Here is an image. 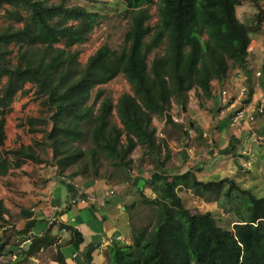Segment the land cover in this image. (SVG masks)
Instances as JSON below:
<instances>
[{"label":"trees","instance_id":"16d2710c","mask_svg":"<svg viewBox=\"0 0 264 264\" xmlns=\"http://www.w3.org/2000/svg\"><path fill=\"white\" fill-rule=\"evenodd\" d=\"M121 1L130 20L123 47L103 44L83 64L81 51L73 47L89 41L101 23L99 11L68 0H0L7 21L0 27V176L25 160H44L37 147L51 142L53 165L61 173L77 166L95 177L106 157L128 179L130 155L137 146L152 151L160 147L154 116L173 122V103L187 105L194 88L210 97L212 80L225 79L231 64L246 66L251 37L264 23L261 0ZM156 3L158 21L152 24L151 6ZM244 4L257 8L251 23L237 15ZM121 74L133 92L121 94L115 103L98 86ZM28 83L35 86L37 98L44 97V113L51 112L27 119L33 132L45 133V140L4 149L6 114ZM114 110L123 127L112 123ZM148 183L156 195L143 196L144 203L154 207L157 218L147 228L134 225L131 244L114 243L107 252L111 264H264V196L225 178L199 180L193 170L173 176L158 172ZM179 186L207 202L230 200L240 191L249 200V217L233 229L224 228L212 212L187 208ZM8 213L0 200V258L11 253V231L29 241L19 248L15 264L21 259L29 264L50 239L30 234L31 226H11ZM56 258L68 264L60 252Z\"/></svg>","mask_w":264,"mask_h":264},{"label":"crops","instance_id":"0c3cea01","mask_svg":"<svg viewBox=\"0 0 264 264\" xmlns=\"http://www.w3.org/2000/svg\"><path fill=\"white\" fill-rule=\"evenodd\" d=\"M237 15L239 17L238 8ZM252 15L254 18L255 14ZM242 85L248 87L247 97L240 103L234 100L233 105L245 106L255 113L254 129L257 135L264 138V24L251 37L246 66L231 64L225 79L212 80L210 97L205 96L201 88H194L189 92L188 103L181 113L178 112L179 104L173 103L170 111L173 122H168L165 115L154 116L153 125L160 147L152 151L146 146H137L130 155L132 162L128 179L125 171L115 168L106 157L102 158L99 174L95 177L82 173L77 166L61 173L53 165L54 147L51 142L37 147L38 150L44 149L42 155L39 153L44 160L28 159L20 167L9 168L6 174L0 176V200L9 211L7 218L10 217V225L19 230L31 226L30 234H47V239H50L30 258L29 264H59L56 258L58 252L64 255L68 264H111L107 257L109 248L117 242H133L135 213L144 202L143 196L149 198L156 195L148 181L158 172L173 176L193 170L199 180L225 178L239 186L245 181L244 178L254 177L256 180L252 179V183L256 182V186L259 185L262 190L264 142L255 140L252 131L239 130L233 126L231 112L223 109L220 99L222 89L229 88L232 95H236ZM14 102L10 112L13 111ZM41 111L40 114L28 115L19 120L16 130L21 133L19 129L24 128L28 139L19 140L18 134L10 146H7L10 141L8 126L13 121L8 117L10 112L6 114L4 149L34 146L36 142L45 140V133L33 132L27 121L28 118L39 117ZM186 124L195 132V137L187 135ZM120 127H123L122 123ZM104 158L112 169L104 165ZM241 171L248 173L243 175ZM236 176L237 182L234 180ZM225 185L227 188L229 182ZM80 187L87 188L100 198L107 189L115 188L116 192L103 205L101 200L98 201L100 204L86 205L79 200ZM183 189L198 198L197 201L201 199L190 189ZM181 190L179 186L178 194L184 203ZM201 200L211 208L222 207V203L217 200ZM54 218L56 222L51 223ZM8 234L11 235V231ZM17 238L28 246L29 241L25 236L17 235ZM10 254H15L16 259L19 256L13 249ZM17 264H23V259Z\"/></svg>","mask_w":264,"mask_h":264},{"label":"rangeland","instance_id":"374dc122","mask_svg":"<svg viewBox=\"0 0 264 264\" xmlns=\"http://www.w3.org/2000/svg\"><path fill=\"white\" fill-rule=\"evenodd\" d=\"M48 1L60 2L61 0ZM261 3L264 7V0H261ZM68 4H81L91 10L99 11L103 16L100 25L97 26L95 30L91 33L89 41L82 45H77L73 47V49H78L81 51L80 61L83 64H85L89 56L92 55L103 44H109L113 49L116 50H120L123 47L125 33L127 32L130 26V20L125 15L126 5L124 2H122L121 0H68ZM157 9V3L151 6L152 18L150 22L152 24H155L158 21ZM255 12H257V8L255 11V9H253L252 6L248 4H244L238 7L239 17L247 23L253 22L252 14H256ZM3 13L4 10L0 9V27L4 26L7 22L5 19L2 18ZM155 52L161 53V50ZM154 54H152L151 58L154 56ZM98 88L104 90L105 96L111 97L115 103H117V100L121 94L125 92H133L131 83L122 74L117 76L107 84L98 86ZM34 89V85L32 83H28L26 84L24 92H20L16 97V100L13 104V111H11L8 115V117L11 118V120L13 121V124L11 125L9 123L8 126V135L10 141L7 142V146L13 144V141L18 134H20L19 140L23 139V141H26L28 139V135L25 132V129L20 128L21 123L19 125V132L21 133H18L16 130L17 124H19V120L21 118H24L28 115L40 114L41 110V114L43 116L45 114L51 113L49 111L44 113V110L47 109L44 105H42V100L44 99V97L37 98L34 93ZM95 93L96 90L93 92V96L95 95ZM182 108L183 107L181 105H178L179 113H181ZM111 120L112 123H116L118 125L120 124L119 126H121V122L116 110L113 111ZM82 145L84 148L89 146L88 143H83ZM43 150L44 149L42 148L38 150L41 155ZM103 162L106 167L112 169V167L109 166L108 160L106 158L103 159ZM240 173L246 175L248 172L241 171ZM236 178L237 176L234 178V180L237 182ZM251 178L253 180L255 179L254 177ZM252 179L244 178L245 181L243 183H240V187L244 189L246 188V185H248V189L252 190L257 197H261V195H264V188H262L261 190L259 185L256 186V182L254 184L252 183ZM190 192L193 193L192 190ZM180 193L182 194L185 205L189 207L192 211L202 213L208 211L213 212V214L216 216L218 225L224 228L233 229V226L237 222H240V220L248 219L249 217V200L247 197H242V193L240 191L236 190L230 200L221 198L219 200V202L222 203L221 208H211L208 203L206 204L201 200L204 199L202 197L199 201H197L198 198H196L194 195H191L189 191H186L183 188ZM237 196L241 197H238L237 199ZM138 210L139 211L135 213L134 225L138 228L150 227L157 218V214L154 207L149 203L143 202ZM13 221L18 222L15 219H13ZM7 241L10 242L9 250H15L16 254L20 251L19 248L21 246L25 247V241L18 239L16 235H9V237H7ZM17 245L19 246L16 247ZM15 260V254L6 253L0 258V264H14Z\"/></svg>","mask_w":264,"mask_h":264},{"label":"built area","instance_id":"2783aa9c","mask_svg":"<svg viewBox=\"0 0 264 264\" xmlns=\"http://www.w3.org/2000/svg\"><path fill=\"white\" fill-rule=\"evenodd\" d=\"M247 95V87L246 86H241L238 89L237 94H233L229 88H224L221 90L220 94V99L221 103L224 106V109L228 112H231V122L232 125L235 126L239 130H250L252 131L251 134H253V138L258 141H263L264 138L260 137V135L256 134V131L254 129V123L256 121V115L255 113L251 112L247 107L242 106V107H234L233 102L234 100H238L239 103L245 98ZM262 110V107L259 109V111ZM187 135L191 138L195 137L196 134L195 132L188 128L187 129ZM249 151H244V153H247ZM57 169V167L55 166ZM116 192L115 188H110L105 191V193L101 196H97L95 193L90 192L87 188L85 187H80L79 189V200L81 203L86 204V205H93L96 203H99L98 201L101 200V204H105L106 200L110 198L112 195H114ZM100 204V203H99ZM56 218L51 220V223H55Z\"/></svg>","mask_w":264,"mask_h":264},{"label":"clouds","instance_id":"9594fccd","mask_svg":"<svg viewBox=\"0 0 264 264\" xmlns=\"http://www.w3.org/2000/svg\"><path fill=\"white\" fill-rule=\"evenodd\" d=\"M257 74L260 75L261 72L258 71ZM242 86H245V85H242ZM246 87H247V86H246ZM247 94H248V87H247ZM246 97H247V95H246ZM246 97H245V98H246ZM223 109H224V107H223ZM188 125H189V124H186V129H185L186 131H187L188 127H189ZM190 129H191V128H190Z\"/></svg>","mask_w":264,"mask_h":264},{"label":"water","instance_id":"95a60500","mask_svg":"<svg viewBox=\"0 0 264 264\" xmlns=\"http://www.w3.org/2000/svg\"><path fill=\"white\" fill-rule=\"evenodd\" d=\"M186 108V106L185 105H183V109H185Z\"/></svg>","mask_w":264,"mask_h":264}]
</instances>
